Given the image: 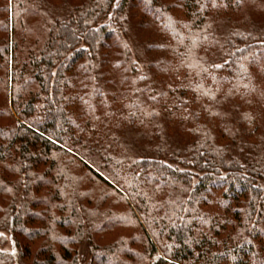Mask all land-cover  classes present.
I'll return each instance as SVG.
<instances>
[{"label": "trees", "instance_id": "trees-1", "mask_svg": "<svg viewBox=\"0 0 264 264\" xmlns=\"http://www.w3.org/2000/svg\"><path fill=\"white\" fill-rule=\"evenodd\" d=\"M212 4L0 0V233L24 264H264V0Z\"/></svg>", "mask_w": 264, "mask_h": 264}, {"label": "rangeland", "instance_id": "rangeland-1", "mask_svg": "<svg viewBox=\"0 0 264 264\" xmlns=\"http://www.w3.org/2000/svg\"><path fill=\"white\" fill-rule=\"evenodd\" d=\"M246 10H247V8H246ZM175 138H178V137H175ZM1 233H3L2 237L5 238V244L2 247L3 251L5 253H8V254L10 252H12L17 258L16 262L18 264H24L21 261V258L19 256L20 252L18 251V248H17L10 232L8 230H5V231H1ZM91 257H92V255H91V249H90L89 245L87 243H81V245L79 246V250H78V257H77L76 263H74V264H89Z\"/></svg>", "mask_w": 264, "mask_h": 264}, {"label": "snow or ice", "instance_id": "snow-or-ice-1", "mask_svg": "<svg viewBox=\"0 0 264 264\" xmlns=\"http://www.w3.org/2000/svg\"><path fill=\"white\" fill-rule=\"evenodd\" d=\"M149 3H151V0H148ZM204 6H207V5H204ZM213 7L216 6L215 4V0H213V4H212ZM226 6V5H225ZM210 26V25H209ZM225 63H228V61H225ZM223 65L222 64H218V63H214L213 64V67L214 68H221ZM144 77H141V79H143ZM153 99H155V97H153ZM7 191H11V189H6ZM201 219L203 220L204 223H207L208 221L206 219H204L203 217H201ZM3 233H0V236H2Z\"/></svg>", "mask_w": 264, "mask_h": 264}]
</instances>
